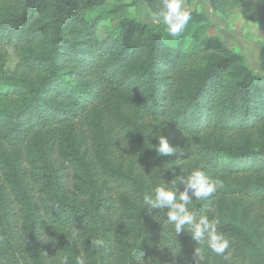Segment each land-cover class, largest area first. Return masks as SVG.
Here are the masks:
<instances>
[{
	"label": "trees",
	"instance_id": "1",
	"mask_svg": "<svg viewBox=\"0 0 264 264\" xmlns=\"http://www.w3.org/2000/svg\"><path fill=\"white\" fill-rule=\"evenodd\" d=\"M105 2L10 0L0 11V45L19 56L14 78L0 55V97L21 101L0 108V254L8 264H57L60 254L69 264L81 254L87 264H264V44L255 72L193 11L174 45L126 17L98 38L87 12ZM207 2L221 14L250 7L264 28V3ZM171 135L193 148L161 155L158 137ZM121 149L137 166L118 160ZM194 169L223 182L188 195L197 218L218 221L224 253L187 228L175 234L168 208L141 207L156 186L178 197ZM96 238L103 247L92 248Z\"/></svg>",
	"mask_w": 264,
	"mask_h": 264
},
{
	"label": "rangeland",
	"instance_id": "2",
	"mask_svg": "<svg viewBox=\"0 0 264 264\" xmlns=\"http://www.w3.org/2000/svg\"><path fill=\"white\" fill-rule=\"evenodd\" d=\"M9 2L10 0H0V11L3 7L7 6ZM183 2L184 8L186 10L190 12L193 11L198 14L202 13L207 16L208 19L205 32L207 35L218 36L228 48L245 56L246 63L251 70L255 72L258 70V62L255 64L254 61L257 50L261 48V44L264 43V28L258 21L248 19V14L251 11L250 7L234 9L233 11L221 14L220 11L212 10L207 0H183ZM121 4L123 5L124 9L120 13L114 14L109 12L113 7ZM149 10L150 9L146 7L143 0H106L103 6L87 12V18L90 20L97 19L98 38H102L109 33L114 34L116 31L117 21L120 19V17H126L139 23L148 24L152 27H155L157 30L162 31L161 33L165 39L174 45L175 38L168 34L166 25L160 21H156L150 15ZM0 55L4 56L3 69L6 71L5 74L8 77L11 76L17 78L19 76V56L17 51L12 46L0 45ZM20 103V98L16 96L0 97V108L12 109L17 107ZM82 129L84 132H86V129L83 127ZM157 135L159 134L157 133ZM167 143L176 149L180 145H185L188 147V149L193 148L192 142H189L186 138L175 137L173 135L169 137ZM126 152L127 150H119L118 153L121 155V157L119 156L118 160L122 161L123 164L130 162L132 165L137 166L138 163L136 162L135 158L130 155V160L126 156ZM172 169L173 166L169 164L165 167V171L168 174H171L169 171ZM175 172L179 174L181 172V167ZM65 181L68 194L73 195V188L71 184H69V181L71 183L70 178L66 177ZM0 264H8L3 254H0Z\"/></svg>",
	"mask_w": 264,
	"mask_h": 264
},
{
	"label": "clouds",
	"instance_id": "3",
	"mask_svg": "<svg viewBox=\"0 0 264 264\" xmlns=\"http://www.w3.org/2000/svg\"><path fill=\"white\" fill-rule=\"evenodd\" d=\"M255 3H264V0H254ZM150 15L156 20L166 25V30L173 38H178L191 20L190 11L184 8L183 0H161V6L158 12H151ZM157 151L161 155H172L176 148L170 146L163 136L158 137ZM182 177H177V180ZM176 181H173L175 184ZM186 189L177 197V193L167 189L164 186H156L150 194L143 196L141 207L148 206L151 209L168 208L167 222L170 223L175 234H179L186 228L191 233V238L198 244L207 242V246L215 253L221 254L229 246V241L216 231L218 221H209L207 216L200 215L199 218L189 211L190 197L188 190L197 200L209 197L216 192L218 188L223 187V182L219 179L211 181L206 172L200 169H194L188 175L185 181ZM102 238L92 239L90 244L92 248H101L104 246ZM197 256L200 249L195 250ZM202 258V257H201ZM57 264H69V256L60 254L56 257ZM76 264H87L83 254L77 257Z\"/></svg>",
	"mask_w": 264,
	"mask_h": 264
},
{
	"label": "crops",
	"instance_id": "4",
	"mask_svg": "<svg viewBox=\"0 0 264 264\" xmlns=\"http://www.w3.org/2000/svg\"><path fill=\"white\" fill-rule=\"evenodd\" d=\"M263 44H264V43H263ZM263 44H261V46H262ZM259 47H260V46H259ZM259 50H260V48L257 50L256 56H255V61H254L255 64L258 62V61H257V58H258Z\"/></svg>",
	"mask_w": 264,
	"mask_h": 264
}]
</instances>
